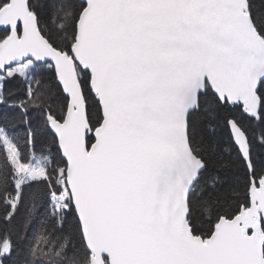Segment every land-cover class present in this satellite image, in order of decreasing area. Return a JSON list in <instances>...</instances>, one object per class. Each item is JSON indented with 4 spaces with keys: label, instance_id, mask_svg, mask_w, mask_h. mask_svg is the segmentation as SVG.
<instances>
[{
    "label": "snow or ice",
    "instance_id": "1",
    "mask_svg": "<svg viewBox=\"0 0 264 264\" xmlns=\"http://www.w3.org/2000/svg\"><path fill=\"white\" fill-rule=\"evenodd\" d=\"M0 264H264V0H0Z\"/></svg>",
    "mask_w": 264,
    "mask_h": 264
}]
</instances>
